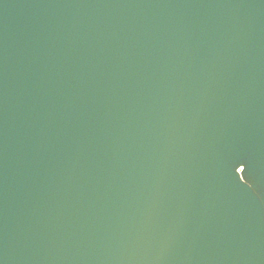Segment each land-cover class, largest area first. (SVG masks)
<instances>
[{"label": "water", "instance_id": "obj_1", "mask_svg": "<svg viewBox=\"0 0 264 264\" xmlns=\"http://www.w3.org/2000/svg\"><path fill=\"white\" fill-rule=\"evenodd\" d=\"M0 264H264V0H0Z\"/></svg>", "mask_w": 264, "mask_h": 264}]
</instances>
